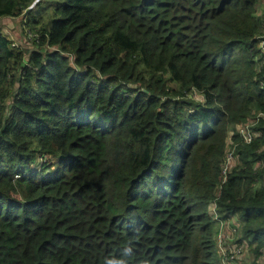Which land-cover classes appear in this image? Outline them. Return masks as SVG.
<instances>
[{
	"label": "trees",
	"instance_id": "1",
	"mask_svg": "<svg viewBox=\"0 0 264 264\" xmlns=\"http://www.w3.org/2000/svg\"><path fill=\"white\" fill-rule=\"evenodd\" d=\"M34 1L0 0L37 33L0 30V264H215L232 215L259 254L264 128L220 181L227 129L264 112L255 0Z\"/></svg>",
	"mask_w": 264,
	"mask_h": 264
},
{
	"label": "rangeland",
	"instance_id": "2",
	"mask_svg": "<svg viewBox=\"0 0 264 264\" xmlns=\"http://www.w3.org/2000/svg\"><path fill=\"white\" fill-rule=\"evenodd\" d=\"M48 1L50 0H35L38 3L39 14L44 22L50 15V9L48 7ZM34 2L29 6L35 8ZM255 17L261 16L264 18V0H255ZM38 16V14H36ZM22 14L18 16H0V30L7 36L15 45L22 46L24 49L35 48L33 44V38L37 36L34 29H30L22 22ZM264 24V20H263ZM258 42L257 55L255 65L258 69L264 64V30L261 34L257 35ZM241 53L239 51H236ZM259 87L264 88V79H260ZM185 95L192 100L203 102L204 97L199 90H189L185 92ZM257 127L264 128V112L259 110H251V113L243 120L236 122L233 126L227 129L225 136L224 149L222 162L220 165L221 179L224 181L223 173L233 166L236 155L234 154L235 141L231 140V136L237 134L240 140H244L245 136H249L250 139L259 135L260 130L257 131ZM241 140V141H242ZM219 187L215 189L214 195L218 194ZM207 212L213 219H216V210L213 200L207 205ZM211 239L213 240L216 260L215 264H247L252 260H256L258 263L264 262V248L258 249L259 254H255V243L250 239L242 236L241 225L239 223L238 215H232L228 219H218V221L212 224ZM236 244V245H235ZM240 246L239 251L231 254L228 250L231 246Z\"/></svg>",
	"mask_w": 264,
	"mask_h": 264
},
{
	"label": "built area",
	"instance_id": "3",
	"mask_svg": "<svg viewBox=\"0 0 264 264\" xmlns=\"http://www.w3.org/2000/svg\"><path fill=\"white\" fill-rule=\"evenodd\" d=\"M249 140H250V137H249V136H245V137H244V141H245V142H248ZM235 245H236V244H235ZM239 248H240V246L235 247V246L233 245V246L230 247V249H229L228 251L231 252V254H233V253L238 252V251H239Z\"/></svg>",
	"mask_w": 264,
	"mask_h": 264
}]
</instances>
